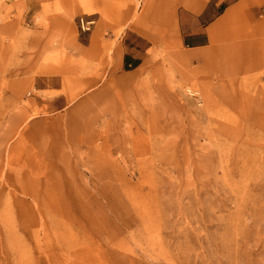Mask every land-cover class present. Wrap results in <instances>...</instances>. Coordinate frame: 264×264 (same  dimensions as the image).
Wrapping results in <instances>:
<instances>
[{
  "label": "rangeland",
  "instance_id": "obj_1",
  "mask_svg": "<svg viewBox=\"0 0 264 264\" xmlns=\"http://www.w3.org/2000/svg\"><path fill=\"white\" fill-rule=\"evenodd\" d=\"M83 50L60 0H0V264H264V67L166 49L90 86Z\"/></svg>",
  "mask_w": 264,
  "mask_h": 264
},
{
  "label": "crops",
  "instance_id": "obj_2",
  "mask_svg": "<svg viewBox=\"0 0 264 264\" xmlns=\"http://www.w3.org/2000/svg\"><path fill=\"white\" fill-rule=\"evenodd\" d=\"M82 16L94 20L90 32L79 30ZM60 48H84L92 73L82 78L74 62L71 79L90 86L102 84L104 71L136 69L166 49L264 67V0H60Z\"/></svg>",
  "mask_w": 264,
  "mask_h": 264
},
{
  "label": "built area",
  "instance_id": "obj_3",
  "mask_svg": "<svg viewBox=\"0 0 264 264\" xmlns=\"http://www.w3.org/2000/svg\"><path fill=\"white\" fill-rule=\"evenodd\" d=\"M93 24L94 20L86 19L83 16L79 18V26L83 32L90 31Z\"/></svg>",
  "mask_w": 264,
  "mask_h": 264
}]
</instances>
